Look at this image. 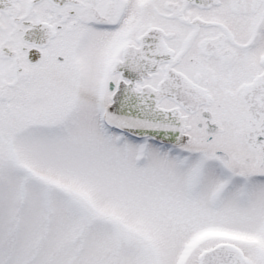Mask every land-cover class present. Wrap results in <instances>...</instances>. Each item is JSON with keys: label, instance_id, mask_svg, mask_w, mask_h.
Returning <instances> with one entry per match:
<instances>
[{"label": "snow or ice", "instance_id": "1", "mask_svg": "<svg viewBox=\"0 0 264 264\" xmlns=\"http://www.w3.org/2000/svg\"><path fill=\"white\" fill-rule=\"evenodd\" d=\"M0 264H264V0H0Z\"/></svg>", "mask_w": 264, "mask_h": 264}]
</instances>
